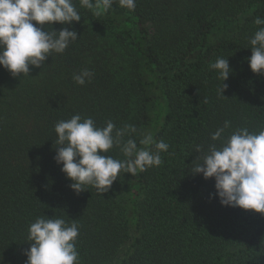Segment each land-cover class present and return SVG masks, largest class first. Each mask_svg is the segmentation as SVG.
Returning <instances> with one entry per match:
<instances>
[{
    "label": "trees",
    "instance_id": "trees-1",
    "mask_svg": "<svg viewBox=\"0 0 264 264\" xmlns=\"http://www.w3.org/2000/svg\"><path fill=\"white\" fill-rule=\"evenodd\" d=\"M73 2L80 21L52 24L77 33L63 53L29 75L0 67V264H26L41 215L78 224L77 264H264V215L222 206L214 178L191 173L224 121V138L264 130V74L248 65L264 0H136L135 10L114 0L99 16ZM217 58L226 81L209 68ZM83 69L93 76L78 85ZM76 114L134 125L139 147L147 133L163 140L161 165L123 173L121 200L115 183L76 194L53 159L54 126ZM105 155L126 159L118 147Z\"/></svg>",
    "mask_w": 264,
    "mask_h": 264
},
{
    "label": "clouds",
    "instance_id": "clouds-1",
    "mask_svg": "<svg viewBox=\"0 0 264 264\" xmlns=\"http://www.w3.org/2000/svg\"><path fill=\"white\" fill-rule=\"evenodd\" d=\"M118 2L121 7L135 10L136 0ZM113 3L114 0H79L81 8L97 16L107 13ZM80 19L73 0H0V67L14 77L29 75L30 66L41 68L52 53H63L78 39L76 31L68 27L53 30V22L70 27ZM254 24L260 27L249 38L248 65L253 73L264 74V17H256ZM46 25L51 26L50 30H46ZM209 68L216 70L222 81L231 72L226 58H217ZM92 76V71L83 69L73 74V80L84 85ZM224 88L227 84H221L220 94ZM229 126L230 122L224 121L223 127L211 135L219 146L209 145L196 158L191 173L202 174L204 179L214 178L215 197L222 206L264 215V130L250 133L247 128H239L224 138ZM54 131L57 139L53 159L62 165L60 170L71 181L69 187L76 194L89 185L97 193L107 192L121 172L134 176L138 171L161 165L160 152L169 147L163 140L156 141L151 133L139 139L143 146L139 147L137 140L131 138L137 132L134 125L116 128L109 120L101 128L92 118L79 114L57 122ZM113 147H118L126 159L105 155ZM195 150L202 152L199 145ZM28 233L31 246L24 253L26 264H77V223L41 215L29 225Z\"/></svg>",
    "mask_w": 264,
    "mask_h": 264
},
{
    "label": "rangeland",
    "instance_id": "rangeland-1",
    "mask_svg": "<svg viewBox=\"0 0 264 264\" xmlns=\"http://www.w3.org/2000/svg\"><path fill=\"white\" fill-rule=\"evenodd\" d=\"M229 30H225V31H219L220 34L222 33H228ZM117 188V192L119 193V200H121V197H124V193H125V189L127 188V182H125L124 180V176H123V172H121V174L117 177V180L114 181Z\"/></svg>",
    "mask_w": 264,
    "mask_h": 264
}]
</instances>
